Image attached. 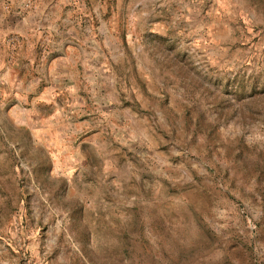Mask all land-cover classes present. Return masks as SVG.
Returning <instances> with one entry per match:
<instances>
[{"label":"rangeland","instance_id":"rangeland-1","mask_svg":"<svg viewBox=\"0 0 264 264\" xmlns=\"http://www.w3.org/2000/svg\"><path fill=\"white\" fill-rule=\"evenodd\" d=\"M65 2L0 55V264H264V0Z\"/></svg>","mask_w":264,"mask_h":264},{"label":"crops","instance_id":"crops-1","mask_svg":"<svg viewBox=\"0 0 264 264\" xmlns=\"http://www.w3.org/2000/svg\"><path fill=\"white\" fill-rule=\"evenodd\" d=\"M65 0H0V55L10 46L7 37L13 34H23L22 28L34 31V35L42 36L49 32V21L58 12ZM28 30L24 35L28 39ZM15 37V36H14ZM2 56L0 57V59ZM3 59V58H2Z\"/></svg>","mask_w":264,"mask_h":264}]
</instances>
